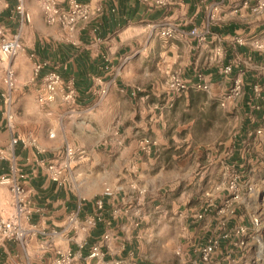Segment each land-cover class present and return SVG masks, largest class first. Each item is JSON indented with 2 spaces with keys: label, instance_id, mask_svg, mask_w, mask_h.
<instances>
[{
  "label": "crops",
  "instance_id": "obj_1",
  "mask_svg": "<svg viewBox=\"0 0 264 264\" xmlns=\"http://www.w3.org/2000/svg\"><path fill=\"white\" fill-rule=\"evenodd\" d=\"M17 1L0 0V24L10 35L19 34L23 43L12 62L18 85L10 103L4 102L0 89V178L10 174L12 162L17 164L13 177L28 192L29 220L24 221L28 231L22 240L0 232V264H54L57 250L64 248L75 253V264H204L200 247L211 236L215 214L205 216L207 224L202 229L189 218L180 231L169 225L177 223L176 210H169L171 214L164 211L160 216L162 226H154L150 219L157 210H149V186L156 182L167 186L165 176L171 172L177 194L187 176L190 183L212 180L206 171L196 176L191 172L197 165L210 168L207 159H200L202 144L194 140V130L201 122L210 130L209 109L215 101L224 110L236 109L243 115L226 163L239 170L247 165L244 143L256 138L255 126L264 117V111L253 107L252 96L255 84L264 87L260 71L264 52L248 39L243 44L235 39L260 37L264 13L231 9L229 0L209 5L205 1L210 0H166L163 4L106 0L103 11L80 24L73 36H67L58 23H44L51 28L45 31L35 20L36 34L28 39L26 27L37 12L35 1L40 6L41 2L25 1L30 13L27 20L15 10ZM212 7L221 20L210 24L207 17ZM167 22L176 30L164 37L160 30ZM193 28L205 32V38L193 34ZM55 30L61 31V37ZM31 52L48 60L64 81L74 80L78 103L71 106L58 98L43 105L37 99L33 113L14 114L9 120L7 111L19 88L27 105H31L28 96H38L40 79L30 80ZM228 63L233 69L225 74L223 67ZM173 71L188 82L202 72L210 88L173 92L167 87ZM240 72L243 101H225L223 96ZM26 85L28 93L23 90ZM103 88L106 93H96ZM147 138L153 143L144 148ZM67 145L78 151L62 180L56 181L49 166L65 159ZM107 186L113 195L103 196ZM102 196L104 207L97 224L87 230L75 228L70 215L75 213L81 222L95 215V201ZM159 203L163 204L161 199ZM14 213L11 184L0 183V220ZM94 244L101 246L102 259L90 256ZM225 246L222 243V253Z\"/></svg>",
  "mask_w": 264,
  "mask_h": 264
},
{
  "label": "rangeland",
  "instance_id": "obj_2",
  "mask_svg": "<svg viewBox=\"0 0 264 264\" xmlns=\"http://www.w3.org/2000/svg\"><path fill=\"white\" fill-rule=\"evenodd\" d=\"M220 1L224 2L226 0L205 1V5ZM229 1L231 9L244 8L245 12H251V7L257 0H247L248 7L243 6L245 0ZM35 2L37 3V12L34 13L32 21L26 27L28 39L29 37L34 38V34H36L34 31L35 20L38 21L35 25L45 31H51V28L44 24L48 22L44 21L40 4L37 1ZM214 8L212 7L210 12H208L207 19L210 24L218 23L221 20L214 15ZM262 13L264 11L255 14L261 15ZM263 28L264 26H262ZM36 30L40 29L36 28ZM55 31L61 37V31ZM249 36L247 35L248 38L246 36L242 37L245 41L248 39L247 42L252 41L254 48L264 52V31L260 37L249 38ZM260 71L264 74V65L261 66ZM32 75L33 68L30 80ZM28 86H24L23 90H25V93H28V90H26ZM244 94L243 91L240 96L228 101L235 102L239 99L241 104ZM23 95L19 88L15 93L14 102L10 110L13 115L16 114L18 117L33 113L35 111L34 108L38 104L34 94L33 96H28L32 106L26 104L27 101L22 98ZM252 96L254 108H256L255 103L257 101L261 100L264 103V87L258 84V90L255 91L253 89ZM209 112L213 120V124H210V126L212 125L210 130H208L204 122L199 123L194 130L196 132L194 140L202 144L199 146V150H203V153L200 154V159H207L210 168L205 170L206 168L203 165H197L196 170L192 171L191 175L196 176L199 172L206 171L212 180L204 181L205 183L203 181L190 183L192 179L187 176L186 181L182 182L181 194L176 193L175 181L170 178L173 172L165 176V181L168 183L167 186H160L158 182L153 183L149 186V210L155 209L157 214L156 217L150 219V223H153L154 226H162V222H159L162 221V217H160L162 213L164 211L170 213L171 211L169 210H176L174 215L177 223H170L171 227H176L178 230L183 231L187 227L189 218H191L196 221L195 224H200L202 229L207 224L205 216L214 213L216 224L211 227V236H208L209 240L203 245L207 244L211 239H216L218 247L213 252L208 264H264V117L261 124L254 129L256 138L247 140L244 143L242 151L247 156L248 163L243 169L239 170L229 162L227 164L226 161L233 152L232 142L234 134L240 128L243 115L236 109L231 111L224 110L223 106L216 103V101L209 109ZM259 128L261 129L260 133L256 132ZM211 171L212 173H210ZM236 194H238L237 197H235ZM154 199L156 200L155 207H153ZM160 199L163 203L161 205H159ZM209 203L210 206H208ZM136 207L138 206H133L134 209ZM205 208H207L206 211ZM201 213L203 216L198 217ZM242 228H244V231H240ZM225 234L227 236H224ZM222 241L226 242L223 253L221 252ZM200 246L201 244L198 245V247ZM233 248L234 251L232 250Z\"/></svg>",
  "mask_w": 264,
  "mask_h": 264
},
{
  "label": "built area",
  "instance_id": "obj_3",
  "mask_svg": "<svg viewBox=\"0 0 264 264\" xmlns=\"http://www.w3.org/2000/svg\"><path fill=\"white\" fill-rule=\"evenodd\" d=\"M25 1L18 0L15 10L23 15L24 18L30 20V13L25 10ZM44 12L45 20L49 24L58 23L67 32V36L76 34L80 24L89 22L94 16L103 11V3L106 0H39ZM158 4L165 3L166 0H155ZM244 7H248V1H244ZM264 11V0H257L251 7L252 13H260ZM97 30V27H94ZM176 30L173 23H164L161 26L160 34L164 37L171 36ZM193 34L199 35L200 39L205 38V32H199L197 28L192 29ZM235 41L239 44L245 43L242 36L236 37ZM259 46V45H258ZM23 49V43L19 34L10 35L4 26L0 24V89L1 96L5 103H10L11 94L17 88L18 79L16 70L12 64L14 58ZM218 53H221L218 51ZM30 58L33 61V75L31 80L36 81L40 79V86L38 91V102L43 105H49L55 102L58 98L65 104L75 106L77 105V89L73 79L64 81L61 73L54 68L49 67V62L46 59L40 58L35 52L30 53ZM233 69V64L228 63L223 67L225 74H230ZM167 87L173 92H182L189 88H196L200 90H209L210 85L205 80L202 72L198 73L194 82L184 80L178 71H173L169 74L167 80ZM255 91L258 90V84L253 86ZM106 89L96 90L98 94L106 93ZM243 92V76L240 72L233 78V84L224 96L225 101L240 96ZM11 111H7L9 120L13 118ZM256 132L260 133L259 128ZM51 135H53L51 133ZM15 141V139H14ZM153 143L152 139L143 140V147L147 148ZM77 149L67 145L65 150V159L58 165L51 164L49 166L51 177L56 180H62V174L69 168L70 159L75 156ZM10 174L0 178V183L11 184V189L15 196V213L12 217L0 220V232L3 236L22 240L28 231L24 221L29 220V211L27 208L28 192L13 176L18 171V166L15 162L10 165ZM113 190L106 187L103 191V196L113 195ZM100 197L95 201L97 207L96 214L86 218L83 222L79 221L77 215L72 213L69 217L70 222L75 228L87 230L97 224L101 219V210L104 207V198ZM238 194L235 195L237 197ZM210 206V203L208 204ZM207 208H205V211ZM199 214L198 217H202ZM240 231H244L242 228ZM224 236H227L225 234ZM218 247V241L211 239L207 244L200 247V254L204 264H208L213 252ZM91 257L102 259L103 251L99 244H94L90 252ZM76 255L70 248L58 249L54 264H75Z\"/></svg>",
  "mask_w": 264,
  "mask_h": 264
},
{
  "label": "trees",
  "instance_id": "obj_4",
  "mask_svg": "<svg viewBox=\"0 0 264 264\" xmlns=\"http://www.w3.org/2000/svg\"><path fill=\"white\" fill-rule=\"evenodd\" d=\"M55 69V68H54ZM264 103L261 101V100H259V101H257L256 103H255V109H257V110H259V111H264V105H263ZM258 107V108H257ZM258 114V113H257ZM256 114V115H257ZM258 116V115H257ZM259 126V124L258 125H256L255 126V128L256 127H258ZM100 231H102V229L101 230H99V232ZM222 243H226V242H224V241H222Z\"/></svg>",
  "mask_w": 264,
  "mask_h": 264
}]
</instances>
